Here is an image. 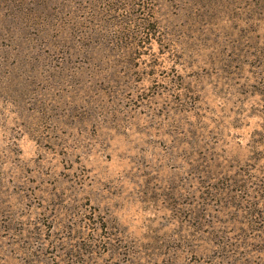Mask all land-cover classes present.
Listing matches in <instances>:
<instances>
[{
	"label": "rangeland",
	"instance_id": "1",
	"mask_svg": "<svg viewBox=\"0 0 264 264\" xmlns=\"http://www.w3.org/2000/svg\"><path fill=\"white\" fill-rule=\"evenodd\" d=\"M0 264H264V0H0Z\"/></svg>",
	"mask_w": 264,
	"mask_h": 264
}]
</instances>
